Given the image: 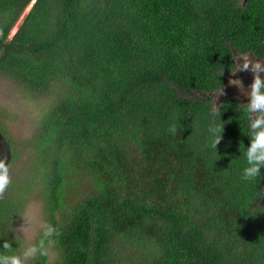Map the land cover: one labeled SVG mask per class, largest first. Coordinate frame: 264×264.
<instances>
[{
	"label": "trees",
	"instance_id": "trees-1",
	"mask_svg": "<svg viewBox=\"0 0 264 264\" xmlns=\"http://www.w3.org/2000/svg\"><path fill=\"white\" fill-rule=\"evenodd\" d=\"M32 1L0 0V75L52 96L31 143L35 246L52 225L54 264H264V168L242 175L248 103L214 99L234 55L264 59V0H35L8 39ZM19 205L0 199V255L16 250Z\"/></svg>",
	"mask_w": 264,
	"mask_h": 264
},
{
	"label": "rangeland",
	"instance_id": "rangeland-1",
	"mask_svg": "<svg viewBox=\"0 0 264 264\" xmlns=\"http://www.w3.org/2000/svg\"><path fill=\"white\" fill-rule=\"evenodd\" d=\"M33 0L22 12L14 27L11 29L8 39L17 32L26 15L32 8ZM238 73V70L236 74ZM247 76L241 74L231 79L230 87L237 90L243 86ZM225 89L223 95H216L214 99L220 102L230 95H235L233 89ZM233 91V94L230 92ZM237 96V95H235ZM52 103V96L31 97L24 93L23 89L14 81L0 75V159H4L9 169L10 184L6 194L20 200L18 215L13 221L6 222V234L13 243L14 255H20L24 260L23 253L29 246H35L36 240L45 228L43 216V186L42 180L34 172L40 168L35 146H31L32 139L36 134L41 117ZM9 142V143H6ZM69 190V198L84 191L79 182L73 183ZM77 186V187H76ZM81 188V189H80ZM49 254L47 264H54L58 258L57 250L47 245ZM34 258L24 260V264H33Z\"/></svg>",
	"mask_w": 264,
	"mask_h": 264
},
{
	"label": "clouds",
	"instance_id": "clouds-1",
	"mask_svg": "<svg viewBox=\"0 0 264 264\" xmlns=\"http://www.w3.org/2000/svg\"><path fill=\"white\" fill-rule=\"evenodd\" d=\"M258 68V71L256 69ZM241 71L253 70V81L249 86L251 88V99L248 103V113L250 120V143L245 150V158L247 167L243 169V178L245 180H255L260 176L261 168H264V77L259 72H264V64L260 62L244 61L240 66ZM219 95L224 94V89L221 88L218 92ZM258 115L253 119L252 113ZM214 136L212 147L216 148L222 139L223 125L215 126L209 129ZM171 132H176V127L173 125L170 129ZM9 169L4 159H0V199L10 184ZM60 233L52 225H47L44 232V236L48 237V243L51 244V237L58 236ZM2 247L6 250L11 249V244L8 241H4ZM37 253L40 256H48V247L45 246V242H40L39 248L36 246H29L23 253L24 260L28 258H35ZM0 259H3L4 264H24V260L20 255H0Z\"/></svg>",
	"mask_w": 264,
	"mask_h": 264
},
{
	"label": "water",
	"instance_id": "water-1",
	"mask_svg": "<svg viewBox=\"0 0 264 264\" xmlns=\"http://www.w3.org/2000/svg\"><path fill=\"white\" fill-rule=\"evenodd\" d=\"M237 67H238V73L236 74V76H240L241 74H245L247 76L246 82L243 86H239L237 88V90L233 91L235 92L236 95H238L241 99L242 102H246L249 103L251 96H250V92H251V88L249 87L252 84L253 81V70H249V71H241L240 70V66L243 64L244 61H251L253 63L255 62H260L262 64H264V59H256L254 57H252L251 55H249L247 58H242L239 57L238 55H234ZM256 71H258V68L256 69ZM260 75L264 76V72H259ZM233 91H231L230 93L233 94ZM256 113H253V115H255Z\"/></svg>",
	"mask_w": 264,
	"mask_h": 264
},
{
	"label": "flooded vegetation",
	"instance_id": "flooded-vegetation-1",
	"mask_svg": "<svg viewBox=\"0 0 264 264\" xmlns=\"http://www.w3.org/2000/svg\"><path fill=\"white\" fill-rule=\"evenodd\" d=\"M262 76V75H261Z\"/></svg>",
	"mask_w": 264,
	"mask_h": 264
}]
</instances>
